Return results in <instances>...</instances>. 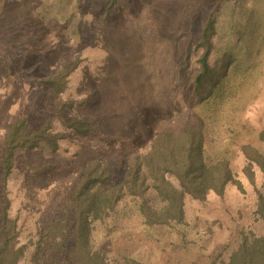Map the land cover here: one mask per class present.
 <instances>
[{
  "label": "rangeland",
  "instance_id": "rangeland-1",
  "mask_svg": "<svg viewBox=\"0 0 264 264\" xmlns=\"http://www.w3.org/2000/svg\"><path fill=\"white\" fill-rule=\"evenodd\" d=\"M109 1L0 0V158L9 125L14 120L29 117L34 123L43 122L68 96L87 99L92 115L112 117L104 126L106 138L83 139L69 134L59 153L35 152L31 157L37 165L53 167L29 179L21 174L11 181L8 189L12 213L20 217L23 242L31 238L39 224L64 212L89 160L107 163L116 182L124 170L120 158L132 154L135 141L147 136L164 118L163 110H174L178 116L198 113L210 116L215 111L194 107L190 101V83L198 69L194 59L187 68L180 61L176 77L167 79L172 80L169 93L164 83L159 85L154 80L146 83L139 77L138 72L143 68L153 69L154 62L141 52L142 56L133 62L135 50L130 48L131 54L126 57L121 51L132 45L124 38L129 33L127 23L151 14L148 11L151 4L155 6L152 14L163 20L186 14L184 20L188 22L196 13L202 25L211 3L215 5V2L118 0L114 17L119 22L112 18L104 25V8ZM184 4H188L189 11H173L176 7L180 10ZM219 14L222 26L219 49L228 47L230 39L234 41L235 62L220 92L228 101L223 100L210 127L214 150L233 160L234 170L246 191L231 187L225 197L211 195L203 203L188 199L187 223L177 228L143 226L136 204L127 199L117 221L110 222L109 232L103 225H97V238L110 241L112 258L131 256L145 264H224L240 240V230L264 231L263 225L255 221L257 196L255 187L243 174L245 159L231 145L234 138L245 137L246 141L255 142L258 133L264 130V39L247 44L238 40L241 32L250 35L255 32V37L263 38L264 0L242 3L228 0ZM150 24L159 27L154 22ZM120 42L126 46H120ZM78 56L87 61L64 96H55L37 82L41 76L58 73ZM135 63L141 66L138 71L132 67ZM238 114L247 122L244 128L235 125ZM125 128L131 133L118 140L114 131L122 133ZM256 173L257 185L264 189V174L259 169ZM1 194L0 176V200Z\"/></svg>",
  "mask_w": 264,
  "mask_h": 264
},
{
  "label": "trees",
  "instance_id": "trees-1",
  "mask_svg": "<svg viewBox=\"0 0 264 264\" xmlns=\"http://www.w3.org/2000/svg\"><path fill=\"white\" fill-rule=\"evenodd\" d=\"M212 1L215 5L211 3L202 25L196 13L188 22L184 20L186 14L163 20L152 14L155 6L151 4L148 11L152 13L147 15H152V18L145 15L127 23L129 33L124 38L132 45L124 51L120 50L125 57L131 54L130 48L135 50L133 62L139 59L141 53L151 63L154 62L153 69L143 68L138 72L139 77L146 83L148 80H154L159 85L164 83L169 93L172 80L167 79L176 77L180 61L187 68L194 59L198 69L191 79L190 101L194 107L204 106L215 111L210 116L200 113L178 116L174 110H163L164 118L147 136L135 141L137 145L132 154L120 158L124 170L116 182L107 163L100 159L89 160L64 212L39 224L27 242L22 239L19 215L13 216L12 213L13 204L8 189L11 181L21 174L29 179L53 167L37 165L31 157L35 152L59 153L64 142L69 140V134L83 139L106 138L104 126L112 117L92 115L87 99L68 96L43 122L34 123L29 117H21L9 125L0 158V264H145L131 256L112 258L110 241L99 239L96 235L98 224L109 232L110 222L117 221L121 206L127 199L136 204L143 226L177 228L187 223L188 199L203 203L211 195L225 197L231 187L246 191L234 170L233 160L223 157L213 146L210 122L223 100L228 101L220 92L235 56L232 51L234 41L231 39L225 49L220 50L218 45L222 30L219 12L228 0ZM117 3L118 0H110L105 6L104 25L112 18L119 22V18L114 17ZM163 9L166 10L165 7ZM181 10L186 12L190 8L184 4L180 10L176 7L173 11ZM152 22L159 27L152 26ZM171 24L177 27H171ZM254 33H238V40L247 44L251 40L258 42L264 39V36L255 37ZM124 60L131 62L130 59ZM86 61L78 56L58 73L41 76L37 82L52 90L55 96H64ZM132 67L137 71L141 68L138 63ZM132 67L130 71L133 73ZM234 119L239 127L244 128L247 124L240 114ZM124 130L122 133L114 131V136L121 140L125 133H131L128 128ZM256 138L255 142L246 141L245 137L234 138L231 145L245 159L243 174L255 187L257 196L255 221L264 229V189L258 187L256 173L259 169L264 174V130ZM239 233L240 240L224 264H264V231L248 228Z\"/></svg>",
  "mask_w": 264,
  "mask_h": 264
}]
</instances>
